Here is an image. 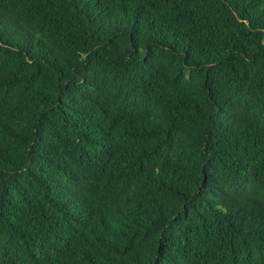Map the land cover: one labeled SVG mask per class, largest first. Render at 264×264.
Here are the masks:
<instances>
[{"label": "trees", "instance_id": "trees-1", "mask_svg": "<svg viewBox=\"0 0 264 264\" xmlns=\"http://www.w3.org/2000/svg\"><path fill=\"white\" fill-rule=\"evenodd\" d=\"M0 264H264V0H0Z\"/></svg>", "mask_w": 264, "mask_h": 264}]
</instances>
